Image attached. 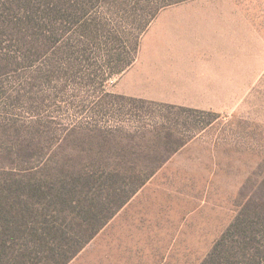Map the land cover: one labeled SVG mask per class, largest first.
Wrapping results in <instances>:
<instances>
[{"label": "trees", "instance_id": "obj_1", "mask_svg": "<svg viewBox=\"0 0 264 264\" xmlns=\"http://www.w3.org/2000/svg\"><path fill=\"white\" fill-rule=\"evenodd\" d=\"M186 1L0 0V264H69L191 139L171 116L126 130L118 100L168 107L174 116L216 114L106 91L138 59L160 11ZM114 7L124 13L118 21ZM125 23L135 33L131 45ZM52 80L97 87L92 100L70 102L84 104L59 140L46 136L48 120L22 114L24 101L38 112L37 84ZM200 264H264V192L241 205Z\"/></svg>", "mask_w": 264, "mask_h": 264}, {"label": "rangeland", "instance_id": "obj_2", "mask_svg": "<svg viewBox=\"0 0 264 264\" xmlns=\"http://www.w3.org/2000/svg\"><path fill=\"white\" fill-rule=\"evenodd\" d=\"M112 12L117 21L124 14L120 7ZM165 13L202 16L207 29L192 36L193 47L197 37L202 46H211L213 41L227 44L228 73L240 70V75L228 78L232 81L228 82V101L211 110L216 114L174 116L176 111L168 107L138 100L117 101L123 105L116 107L126 130L171 116L170 120L181 124L183 135L191 139L69 264H200L241 205L264 192V0H188L160 11L157 22ZM216 23L228 28L214 30L212 24ZM126 24L120 31H125L124 41L131 45L134 36L130 32L134 31ZM152 28L142 37L141 53L132 66L139 60L138 65L131 73L128 71L132 66L125 71L123 79L127 82L143 68L140 63L145 47L152 44ZM130 45L120 46L118 51L127 54ZM122 75L113 76L106 83V91L119 95ZM131 87L146 93L144 85ZM36 92L40 108L38 112L30 111V103L24 101L30 112L22 113L29 117L24 119L38 116L48 120L52 131L46 136L59 140L63 128L76 122L77 108L84 104L79 101L75 107L70 102L92 100L97 87L87 89L74 82L65 86L52 80L50 84H37ZM63 96L66 104L57 100ZM87 115L90 119L93 114ZM195 129L201 131L196 134Z\"/></svg>", "mask_w": 264, "mask_h": 264}, {"label": "crops", "instance_id": "obj_3", "mask_svg": "<svg viewBox=\"0 0 264 264\" xmlns=\"http://www.w3.org/2000/svg\"><path fill=\"white\" fill-rule=\"evenodd\" d=\"M203 22L205 20L198 14L165 13L160 22H157L156 17L149 27H154L152 44L145 47L144 60L140 63L143 68L136 70L128 82L123 79L127 72L122 73L117 92L206 111L218 109L223 101H228V82H232L228 78L238 77L240 70L228 73V45L225 43L219 45L220 41H213L211 46H202L197 37L194 39L197 45L193 47L192 36L195 33L198 36L199 32L207 29ZM212 27L215 30L228 28V25L216 23ZM137 62L135 65H138ZM134 66L128 73H131ZM134 84L138 87L144 85L146 93L135 92L136 89L131 87Z\"/></svg>", "mask_w": 264, "mask_h": 264}]
</instances>
